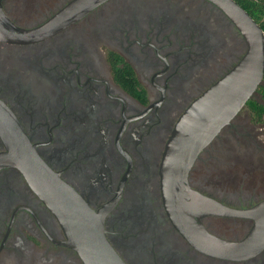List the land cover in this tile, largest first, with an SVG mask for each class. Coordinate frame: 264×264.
Returning <instances> with one entry per match:
<instances>
[{
    "label": "flooded vegetation",
    "instance_id": "flooded-vegetation-1",
    "mask_svg": "<svg viewBox=\"0 0 264 264\" xmlns=\"http://www.w3.org/2000/svg\"><path fill=\"white\" fill-rule=\"evenodd\" d=\"M68 1L0 6L30 29ZM245 50L239 28L210 0H106L42 40H0V101L44 164L101 217L125 264H264V248L242 259L201 251L172 224L160 188L176 121ZM249 100L264 105L258 87ZM247 101L188 173L194 191L234 210L264 199V122ZM197 222L226 241L252 224L238 215ZM65 239L23 173L1 167L0 264H83Z\"/></svg>",
    "mask_w": 264,
    "mask_h": 264
},
{
    "label": "water",
    "instance_id": "water-1",
    "mask_svg": "<svg viewBox=\"0 0 264 264\" xmlns=\"http://www.w3.org/2000/svg\"><path fill=\"white\" fill-rule=\"evenodd\" d=\"M106 0H69L41 24L24 29L14 25L0 6V40L29 43L51 36ZM222 8L241 31L246 50L239 62L198 96L176 121L162 152L159 174L163 206L172 224L201 251L242 259L264 248V199L234 210L194 191L188 173L199 152L240 110L264 75V32L234 0H210ZM0 168H18L35 194L58 220L64 244L83 264H125L104 235L101 217L81 196L39 158L13 113L0 101ZM205 215H238L251 219L238 241L214 237L197 222Z\"/></svg>",
    "mask_w": 264,
    "mask_h": 264
},
{
    "label": "trees",
    "instance_id": "trees-1",
    "mask_svg": "<svg viewBox=\"0 0 264 264\" xmlns=\"http://www.w3.org/2000/svg\"><path fill=\"white\" fill-rule=\"evenodd\" d=\"M259 23L264 32V0H235ZM259 95L264 98V75L260 85L258 86ZM248 107L253 110L259 119L264 122V105H261L253 100L247 101Z\"/></svg>",
    "mask_w": 264,
    "mask_h": 264
},
{
    "label": "rangeland",
    "instance_id": "rangeland-1",
    "mask_svg": "<svg viewBox=\"0 0 264 264\" xmlns=\"http://www.w3.org/2000/svg\"><path fill=\"white\" fill-rule=\"evenodd\" d=\"M260 98H261V99H264V98H262L261 96H260ZM262 101H263V102H262ZM261 103H263V104H264V100H261Z\"/></svg>",
    "mask_w": 264,
    "mask_h": 264
}]
</instances>
